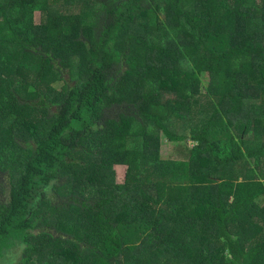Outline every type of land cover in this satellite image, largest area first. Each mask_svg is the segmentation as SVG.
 <instances>
[{"label":"trees","instance_id":"1","mask_svg":"<svg viewBox=\"0 0 264 264\" xmlns=\"http://www.w3.org/2000/svg\"><path fill=\"white\" fill-rule=\"evenodd\" d=\"M0 264H264V0H0Z\"/></svg>","mask_w":264,"mask_h":264},{"label":"rangeland","instance_id":"2","mask_svg":"<svg viewBox=\"0 0 264 264\" xmlns=\"http://www.w3.org/2000/svg\"><path fill=\"white\" fill-rule=\"evenodd\" d=\"M41 19L42 17L40 16V13H38L37 14L38 23H41ZM209 105H212L211 99L205 95L204 91H202V95H200L195 100L194 112L196 113L200 109L202 110L205 107H208ZM196 120H198V116H196ZM201 125L202 124H199L198 126ZM191 147H192L191 141L186 143H179V142L172 143L168 140L167 136L164 133L162 134V156L164 159H184L186 158L187 156L186 154L188 153ZM116 169L118 172V177H117L118 181L120 183H124L126 181L128 167L117 166Z\"/></svg>","mask_w":264,"mask_h":264}]
</instances>
